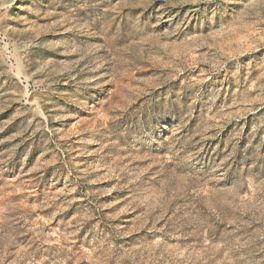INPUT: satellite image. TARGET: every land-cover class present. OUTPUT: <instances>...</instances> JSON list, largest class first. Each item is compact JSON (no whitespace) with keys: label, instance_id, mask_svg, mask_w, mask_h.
<instances>
[{"label":"rangeland","instance_id":"rangeland-1","mask_svg":"<svg viewBox=\"0 0 264 264\" xmlns=\"http://www.w3.org/2000/svg\"><path fill=\"white\" fill-rule=\"evenodd\" d=\"M0 264H264V0H0Z\"/></svg>","mask_w":264,"mask_h":264}]
</instances>
